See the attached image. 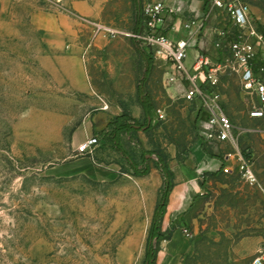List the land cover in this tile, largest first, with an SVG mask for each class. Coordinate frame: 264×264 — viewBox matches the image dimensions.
Masks as SVG:
<instances>
[{
  "label": "rangeland",
  "instance_id": "rangeland-1",
  "mask_svg": "<svg viewBox=\"0 0 264 264\" xmlns=\"http://www.w3.org/2000/svg\"><path fill=\"white\" fill-rule=\"evenodd\" d=\"M247 1L264 9V0ZM33 7L32 0L0 3V264H144L160 196L147 191L104 135H85V119L100 108L92 100L103 76L99 59L92 52L81 56L88 88L80 89L79 78L64 71V58L54 56L32 26ZM87 31L91 43L101 36L114 40ZM196 51L213 64L227 53L215 49L207 33H200L186 59L191 74ZM77 63L67 62V67ZM173 73L172 63L157 61L147 84L155 104L154 128L121 138L129 154L140 164L145 155L151 168L157 167L158 154L170 161L172 148L178 150V160L186 159L196 141H202L206 150L218 149L204 136V121L196 123L199 111L205 110L202 102L183 98L188 81L167 83ZM219 91L221 106L232 121L241 128L254 126L239 78L227 75ZM158 110L165 119H159ZM138 121L143 124L144 117ZM88 138L98 139L92 155L79 151ZM237 144L241 150L257 151L264 146V136L245 134ZM246 235L206 237L192 242L186 253H175L163 242L157 264H255L264 258V249H255L252 243L235 247Z\"/></svg>",
  "mask_w": 264,
  "mask_h": 264
},
{
  "label": "crops",
  "instance_id": "crops-1",
  "mask_svg": "<svg viewBox=\"0 0 264 264\" xmlns=\"http://www.w3.org/2000/svg\"><path fill=\"white\" fill-rule=\"evenodd\" d=\"M5 1L0 0V3ZM245 1L264 32V9L254 2ZM32 2V26L43 35L53 55L64 58V71L70 77L79 78L80 89L88 88L83 81L81 56L92 52L93 58L99 59L103 76L101 82L95 85L96 99L93 96L92 100L97 101L96 105L100 108L98 113L85 119V135L89 137L95 131H103L110 120L122 115L124 111H128L137 120L142 119L144 109L138 100V85L142 67H147L143 52L153 57L154 67L158 60L166 61L156 58L142 42L137 41L139 48L136 47L132 38L110 40L101 36L91 43L87 31L91 30L88 21H102L135 32L134 0H63L62 4L40 0ZM169 4L177 11L172 24L175 29L170 31V37L174 40L188 36L183 25L190 18L205 20L204 28L196 35V39L200 33L208 35L211 27L208 20H217L215 15L218 12L211 11L208 0H194L190 5L189 0H169ZM185 4L187 6L183 10ZM218 20H225V16L220 13ZM67 62L80 63L70 69ZM225 77L222 76V79ZM248 119L253 125L258 124L249 115ZM141 141L145 146L144 140ZM212 144L217 146L216 151H206L202 141H196L190 155L184 160L177 159L176 148L171 149L169 166L174 173L175 185L162 230H172L173 235L170 240L163 242L175 253H186L192 249V242L202 241L203 238L232 239L235 234L246 232L247 235L235 247L252 243L255 249H264V146L257 151L249 149L252 154V161L249 162L253 164L257 178V183L251 184L239 172L236 147L229 142ZM136 178L142 181L150 194L160 196L164 185L160 169L152 167L147 176ZM185 230L190 232L191 237L186 236Z\"/></svg>",
  "mask_w": 264,
  "mask_h": 264
},
{
  "label": "built area",
  "instance_id": "built-area-1",
  "mask_svg": "<svg viewBox=\"0 0 264 264\" xmlns=\"http://www.w3.org/2000/svg\"><path fill=\"white\" fill-rule=\"evenodd\" d=\"M60 3L62 0H55ZM211 11H217L225 16V20L213 24L208 35L214 41L218 51H227L222 60L213 64L209 57L197 53L191 74L186 66L188 50L196 47V35L204 28L205 20L188 19L183 28L187 37L174 40L170 31L176 9L169 0H143L142 29L139 32L121 29L102 21H88L93 34H106L112 39L127 37L144 43L146 48L156 58L172 63L174 73L170 74L167 83L172 86L188 81L190 84L183 95L187 102H202L209 113V120L203 123L204 136L210 143L233 144L237 149L239 172L243 179L251 184L257 183L253 164L243 155L238 147L242 135L264 136V125H254L247 128L238 127L221 106L222 94L219 91L222 76L236 75L239 78L242 91L249 98L251 108L249 118L264 124V32L254 18L250 5L245 0H208ZM225 24V25H222ZM159 119H165L162 110H158ZM98 140L91 138L85 141L79 151L92 155ZM185 234L191 237L188 230ZM255 264H264V258H258Z\"/></svg>",
  "mask_w": 264,
  "mask_h": 264
},
{
  "label": "trees",
  "instance_id": "trees-1",
  "mask_svg": "<svg viewBox=\"0 0 264 264\" xmlns=\"http://www.w3.org/2000/svg\"><path fill=\"white\" fill-rule=\"evenodd\" d=\"M134 4L136 19L135 32H139L143 24V1L134 0ZM133 42L135 46L139 48L137 41L133 40ZM143 55L147 59V67L144 73V77L139 81L138 85V100L144 109L143 124H140L139 121L135 119L128 111H124L122 115L110 120L107 124V127L103 131H95V134L97 135H104L106 140H108L112 144L113 149L123 155V157L128 161L132 169V173L135 177H145L151 172L150 161L144 155L142 164L138 163L124 148L121 138L124 134L132 135L133 133L138 131L149 133L154 128L153 114L155 112V104L151 95L147 91V84L153 68V57L148 56L145 52H143ZM209 117L210 115L208 114V112L204 109H201L198 113L196 123L198 124L200 121H207ZM136 143H138L139 146H142V143L139 140L136 141ZM152 153L156 154L155 152H149L150 155ZM242 153L248 161H252V154L249 153V148L244 149ZM209 154L213 155L211 153ZM157 168L161 171L164 185L160 192L159 201L154 211L152 224L147 240L144 264H157L158 254L160 252L162 242L165 240H170L173 235L172 230L163 232L162 225L167 213L170 195L175 185L174 173L169 166L167 157L161 154H158Z\"/></svg>",
  "mask_w": 264,
  "mask_h": 264
}]
</instances>
